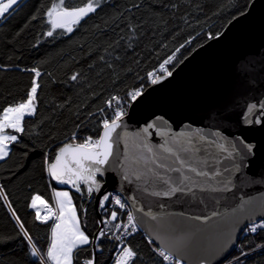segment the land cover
<instances>
[{"label": "trees", "instance_id": "1", "mask_svg": "<svg viewBox=\"0 0 264 264\" xmlns=\"http://www.w3.org/2000/svg\"><path fill=\"white\" fill-rule=\"evenodd\" d=\"M250 1L63 0L67 9L88 3L96 7L72 24L71 32L52 29L49 23L47 12L60 0H22L5 14L0 20V116L3 109L27 100L33 80L39 88L35 113L25 115L23 133L9 132L18 141L0 159V264H41L42 257L47 264L52 222L37 220L31 201L38 195L52 203L59 185L49 177L47 165L58 149L82 144L88 137L97 140L103 121L111 120L117 106L112 101L109 107L112 97L127 108L130 93L150 84L148 73L177 52L168 67L172 70L244 12ZM62 188L69 190L80 227L90 239L73 251L72 264H85L93 259L92 237L99 226L94 197L82 182ZM100 214L109 218L111 209L101 208ZM102 231L94 262L113 264L118 242ZM33 245L38 256L32 255ZM124 246L136 253L130 264H185L165 260L141 231L128 235ZM221 264H264V226L242 233Z\"/></svg>", "mask_w": 264, "mask_h": 264}, {"label": "water", "instance_id": "2", "mask_svg": "<svg viewBox=\"0 0 264 264\" xmlns=\"http://www.w3.org/2000/svg\"><path fill=\"white\" fill-rule=\"evenodd\" d=\"M169 72L129 103L107 163L85 162L101 168L94 261L100 202L111 191L151 242L185 264L223 263L244 228L264 219V0H251ZM64 159L75 167L71 154Z\"/></svg>", "mask_w": 264, "mask_h": 264}, {"label": "snow or ice", "instance_id": "3", "mask_svg": "<svg viewBox=\"0 0 264 264\" xmlns=\"http://www.w3.org/2000/svg\"><path fill=\"white\" fill-rule=\"evenodd\" d=\"M16 4L17 0H6V2H4V0H0V17L4 16L5 13H7L9 9L13 8ZM60 4H63V0H60ZM57 7L58 6L54 4L47 12L51 28H67L68 32L72 31V24H78L85 15L95 11L92 3H88L85 7L71 10L60 7V10L57 11ZM47 35L52 36L53 32L49 31ZM209 38L211 39L212 37L210 36ZM172 59H174V57H170L169 60H166L164 63L167 64ZM161 68L163 69L164 65H161ZM32 71L36 72L37 77L40 75V73L35 69ZM165 71L167 72L166 69ZM167 75H171V72H167ZM148 76L151 78L152 84H156L163 78L155 76L154 73L151 72L148 73ZM71 79L75 81L77 76L73 75ZM38 88L39 84L33 80L31 91L25 102L20 103L15 107L3 109V115L0 116V159L8 156L9 144L18 141L17 135L7 134L6 130L12 129L16 133H23L24 127L22 126V121L25 115H33L35 113V100ZM141 94V91L137 89L130 93V96L131 99L135 101ZM112 101H117V103H119V99L117 97H112L111 100L107 102L109 107H111ZM255 107V105L249 106V112H252ZM122 115L123 110L118 109L115 111L114 118L111 121L107 119L103 121L104 131L98 140L93 141L91 137H88L82 144H66L64 147L60 148L59 154L56 157V163L49 164L48 166L49 174L56 180L65 183L75 184L77 180L90 182V186L88 188L89 193L93 191V186H95L98 190L99 186L96 183L95 174L100 172L101 168L86 166L85 162H91L95 165H103L107 163L109 156L112 154V143L110 142L112 133L119 127V121ZM256 122L259 123L260 121L257 120ZM73 138H75V135ZM246 147L249 148V151L251 150L250 145H247ZM67 154H71L72 163L75 164L74 168L69 166V161L67 159H64ZM200 174L203 175L204 173ZM65 176H67V180L64 179ZM172 191L174 192L176 189H172ZM164 194L169 195L170 193ZM57 195L62 196L64 198V202L61 203L60 215L57 217L59 222L56 223L53 228L52 242L46 253L47 260L51 262V264H72L73 251L79 246L88 244L89 238L79 227V221L76 217L75 209L71 207V198L68 193H57ZM40 199L41 197L38 195L32 198L33 208H37L36 202ZM108 199V195L103 196L101 206H103V202ZM115 202L123 207V204H121L119 199H116ZM65 205H67V208H65ZM50 211L51 209H49V212ZM115 218L116 213L113 212L112 219L114 220ZM36 219L43 221L46 220L47 217H41L39 215V209L37 208ZM128 220L129 223H131L133 221V217L129 215ZM20 227L23 228V224H21ZM133 227H135V225H133ZM251 231H256V228L253 227ZM25 235L27 236V232H25ZM99 235L104 236L105 233L101 231ZM28 239L31 241L30 236ZM32 255H39V251L35 248V245L32 246ZM160 255L163 256L165 260L172 259L171 255H166L163 251L160 252ZM135 256L136 253L131 248L125 247L121 250L116 264H130ZM41 264H45L43 258L41 259ZM85 264H95V262L93 259H89L85 262Z\"/></svg>", "mask_w": 264, "mask_h": 264}, {"label": "built area", "instance_id": "4", "mask_svg": "<svg viewBox=\"0 0 264 264\" xmlns=\"http://www.w3.org/2000/svg\"><path fill=\"white\" fill-rule=\"evenodd\" d=\"M155 75V73H154ZM151 81V78H150ZM131 97V96H130ZM121 109H124V106L121 103L120 106ZM115 111L111 114V119L114 118ZM109 199L105 202V208L111 209V214L109 218L105 219L107 222V231L111 233L112 236H114L118 244L123 245L125 238L137 232L139 230L138 225L136 224L134 220L133 213L131 211L130 206L126 202V200L123 198V196L119 192H110L109 194ZM116 199H119L121 204H123V207H121L120 204H117L115 201ZM116 213V218L113 220L112 219V213ZM131 215L133 217V221L129 223L128 217ZM112 221V225L110 226L109 223ZM135 225V227H133ZM118 226V227H117ZM255 227L256 231H258L261 227L258 226L257 222L249 224V226L245 229L246 231H251V229ZM254 231V232H256Z\"/></svg>", "mask_w": 264, "mask_h": 264}, {"label": "rangeland", "instance_id": "5", "mask_svg": "<svg viewBox=\"0 0 264 264\" xmlns=\"http://www.w3.org/2000/svg\"><path fill=\"white\" fill-rule=\"evenodd\" d=\"M20 1V0H19ZM59 1V0H58ZM4 2H6V0H4ZM17 2H18V0H17ZM58 7H57V10L58 9H60V7H62V5L60 4V2H57V3H55ZM54 5V4H53ZM14 6H16V5H14ZM13 6V7H14ZM12 9V8H11ZM11 9H9V10H11ZM6 14V13H5ZM2 17H4V16H2ZM170 57H174V59H172L169 63H167V64H165L164 62L166 61V60H169V58ZM170 57H168L166 60H164L159 66H158V68L154 71V72H159V71H161L162 73H163V69L165 70H167V72H169V71H171L168 67H169V65L170 64H173L174 63V61L176 60V58H177V52H174L172 55H170ZM161 65H164V68L162 69L161 68ZM166 72V73H167ZM153 73V72H152ZM161 73H159V75H160ZM31 91V90H30ZM30 93V92H29ZM131 98V97H130ZM122 101L123 100H119V103H117V101H114L115 102V104L117 105L116 107H115V110L114 111H116V110H118V109H121L120 108V106H121V103H122ZM131 101H132V99H131ZM130 101V102H131ZM129 102V103H130ZM129 103H128V105H129ZM17 105H19V104H17ZM17 105H15V106H17ZM15 106H13V107H15ZM128 108V107H127ZM127 108H125L124 107V109H122L123 110V115L126 113V111H127ZM3 115V114H2ZM13 130L12 129H7L6 130V133L7 134H10L11 132H12ZM10 132V133H9ZM47 173H48V170H47ZM48 175H49V173H48ZM50 177V176H49ZM95 178H97V176L95 175ZM79 184L81 183V182H78ZM78 183H76V185L78 184ZM62 187H65V186H59V187H57V188H62ZM86 188H87V190H88V188H89V185H87L86 186ZM63 192H67L68 193V195H69V197L71 198V195H70V192H69V190L68 189H59V190H57V192H55V196L54 197H52L53 199H52V204L53 205H58V208L60 209V206H61V203L62 202H64V198L62 197V196H58L57 195V193H63ZM112 192V191H111ZM114 192H116V191H114ZM93 193L95 194V192H94V190H93ZM94 194H93V197H94ZM110 194V193H109ZM42 200V199H41ZM43 202H44V200H42ZM48 207H50L46 202H44ZM50 204V203H49ZM71 207L72 208H74L75 209V207H74V205H73V203H72V198H71ZM51 208V207H50ZM65 208H67V205H65ZM75 212H76V210H75ZM49 213H51V212H49ZM57 215H59V213H57ZM76 217H77V214H76ZM102 218V217H101ZM104 218H108V217H104ZM104 218H102V220L104 219ZM78 219V218H77ZM78 221H79V219H78ZM59 221L58 220H56V221H52V226H51V240H50V245H51V242H52V238H53V235H52V233H53V228H54V226H55V224L56 223H58ZM104 223V220H103V222H102V224ZM257 224H258V226L259 227H262V226H264V219H261V220H258L257 221ZM109 225H111V223L109 224ZM79 227H80V223H79ZM80 229H81V227H80ZM82 230V229H81ZM107 233V232H106ZM89 238V237H88ZM90 240V239H89ZM49 245V246H50ZM117 246L119 247V253H118V255H117V257H116V259H115V261H114V263L113 264H116V261H117V259L119 258V256H120V253H121V250L123 249V248H125V247H127V246H124V245H120V244H117ZM129 248V247H128ZM43 258V257H42ZM45 260H47V255L45 256ZM47 262H48V260H47Z\"/></svg>", "mask_w": 264, "mask_h": 264}, {"label": "crops", "instance_id": "6", "mask_svg": "<svg viewBox=\"0 0 264 264\" xmlns=\"http://www.w3.org/2000/svg\"><path fill=\"white\" fill-rule=\"evenodd\" d=\"M9 149H10V144H9ZM59 189H61V188L54 189V191H53V197L55 196V192H57V190H59ZM42 200H44V199L42 198ZM72 203H73V201H72ZM36 204H37V208L39 209V213L42 215V217H47L46 220H49V218H48L50 216L49 209H51V211H50L51 212V215L52 214L55 215L54 221H56V217H58L60 215V209L58 208V205H56V204L55 205L49 204V206L51 208L48 207L45 203H40V200H38L36 202ZM31 207H32V202H31ZM37 208H33V209L37 212ZM57 213H59V215H57ZM76 214H77V212H76ZM77 218H78V215H77ZM46 220H44V221H46ZM48 263L51 264V262H49V261H48Z\"/></svg>", "mask_w": 264, "mask_h": 264}, {"label": "bare ground", "instance_id": "7", "mask_svg": "<svg viewBox=\"0 0 264 264\" xmlns=\"http://www.w3.org/2000/svg\"><path fill=\"white\" fill-rule=\"evenodd\" d=\"M53 184V183H52ZM54 185V184H53ZM118 192V191H117ZM127 202V201H126ZM40 203H44L42 200H40ZM103 225H104V223H103ZM102 225V226H103ZM166 253V252H165ZM167 255H170L169 253H166ZM171 257H172V259H174V260H177L176 258H174L172 255H171Z\"/></svg>", "mask_w": 264, "mask_h": 264}, {"label": "flooded vegetation", "instance_id": "8", "mask_svg": "<svg viewBox=\"0 0 264 264\" xmlns=\"http://www.w3.org/2000/svg\"><path fill=\"white\" fill-rule=\"evenodd\" d=\"M65 180H67V177L65 178ZM95 180H96V178H95ZM97 181H98V180H96V182H97ZM62 183H65V182H62ZM93 194H94V193H93ZM93 194H92V195H93Z\"/></svg>", "mask_w": 264, "mask_h": 264}]
</instances>
